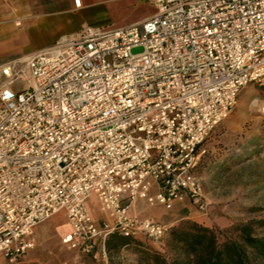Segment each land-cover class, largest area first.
Listing matches in <instances>:
<instances>
[{
  "label": "built area",
  "instance_id": "2783aa9c",
  "mask_svg": "<svg viewBox=\"0 0 264 264\" xmlns=\"http://www.w3.org/2000/svg\"><path fill=\"white\" fill-rule=\"evenodd\" d=\"M139 1L154 13L137 25L0 67V264H19L59 213L61 244L106 260L111 234L170 232L136 203L207 212L205 143L247 85L264 87V0Z\"/></svg>",
  "mask_w": 264,
  "mask_h": 264
},
{
  "label": "rangeland",
  "instance_id": "374dc122",
  "mask_svg": "<svg viewBox=\"0 0 264 264\" xmlns=\"http://www.w3.org/2000/svg\"><path fill=\"white\" fill-rule=\"evenodd\" d=\"M118 22L120 19L113 21ZM21 85L17 83L16 87ZM205 148L195 173L203 187L205 214L189 205L191 215L183 218L176 213V219L171 217L168 223L163 211L136 203L135 215L171 224L170 232L195 222L212 229L220 242H239L243 230L264 242V87L249 84L240 92L234 109L216 127ZM91 202L92 199L90 207ZM68 230L62 213L39 224L33 232L35 247L19 264H168L176 250L168 243L169 232L158 242L130 240L118 251L107 252L106 260L94 258L61 244ZM155 255L160 260L156 261Z\"/></svg>",
  "mask_w": 264,
  "mask_h": 264
},
{
  "label": "crops",
  "instance_id": "0c3cea01",
  "mask_svg": "<svg viewBox=\"0 0 264 264\" xmlns=\"http://www.w3.org/2000/svg\"><path fill=\"white\" fill-rule=\"evenodd\" d=\"M79 3L76 7L75 0H0V67L14 64L24 71L26 59L60 40L75 38L85 30L137 25L154 13L149 4L139 0H79ZM115 19L121 22L115 24ZM189 205L185 201L176 204L172 211L158 210L171 223L176 213L184 215L183 218L191 215ZM96 214L94 210L93 215Z\"/></svg>",
  "mask_w": 264,
  "mask_h": 264
},
{
  "label": "trees",
  "instance_id": "16d2710c",
  "mask_svg": "<svg viewBox=\"0 0 264 264\" xmlns=\"http://www.w3.org/2000/svg\"><path fill=\"white\" fill-rule=\"evenodd\" d=\"M239 239L220 242L212 229L187 222L169 233L168 243L176 250L168 264H264V242L245 230ZM130 240L137 239L111 234L106 239V253L118 251ZM154 259L160 260L158 255Z\"/></svg>",
  "mask_w": 264,
  "mask_h": 264
},
{
  "label": "bare ground",
  "instance_id": "6f19581e",
  "mask_svg": "<svg viewBox=\"0 0 264 264\" xmlns=\"http://www.w3.org/2000/svg\"><path fill=\"white\" fill-rule=\"evenodd\" d=\"M26 61H27V59H26ZM26 61H25V62H26ZM256 103H257V101H254V103H253V104H256ZM56 215H57V214H56ZM53 217H54V216H53ZM53 217H52V218H53ZM154 217H155V216H154ZM66 224H67V223H66ZM67 225H68V224H67Z\"/></svg>",
  "mask_w": 264,
  "mask_h": 264
}]
</instances>
